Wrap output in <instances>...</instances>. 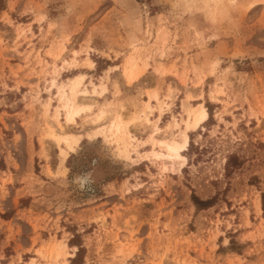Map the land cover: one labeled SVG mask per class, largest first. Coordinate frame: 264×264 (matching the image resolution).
<instances>
[{"label":"rangeland","instance_id":"rangeland-1","mask_svg":"<svg viewBox=\"0 0 264 264\" xmlns=\"http://www.w3.org/2000/svg\"><path fill=\"white\" fill-rule=\"evenodd\" d=\"M0 264H264V0H0Z\"/></svg>","mask_w":264,"mask_h":264},{"label":"bare ground","instance_id":"bare-ground-1","mask_svg":"<svg viewBox=\"0 0 264 264\" xmlns=\"http://www.w3.org/2000/svg\"><path fill=\"white\" fill-rule=\"evenodd\" d=\"M125 76H126L127 82H131L132 80H134L136 78L135 77L136 75L132 69H128L125 72ZM77 79L80 80V77H78ZM78 83H79V81H78ZM77 85L78 84H76L75 86L77 87ZM75 86H73V88L71 90V95H72L73 99H69V104L67 105V111H66V116H65L66 124L74 123L77 115H79V113L81 111H83V107L80 106V103L77 100V97L75 96V94H76ZM148 95H149L148 96L149 99L153 98V99L158 101L156 92L148 93ZM144 107H145V109L142 110V114L145 115L143 119L145 120L146 123L151 124L149 119L147 118V116L145 114V113H151L152 112L150 105H149V101L145 102ZM184 113H185V118L182 119L183 128H181L179 130V133L177 135L171 137V139H169V140L164 138V139H161V141H160L161 146L163 145L166 149V152H167L166 158H168L171 161V163L169 165H164V168L172 167L173 164H177L178 167H180L184 163L185 158L181 155V152L186 150V148L188 146V136L186 134V131L188 129L198 128L203 122L206 121V119L208 117L207 111L201 105L197 106L196 108L187 107L184 110ZM101 115H103V112ZM100 118L101 117L98 116L97 120H100ZM175 124H174V126H175ZM111 125L115 129L116 132H119L120 130H122V131L125 130V131L129 132V130L127 128V124L121 123L119 115L117 116L116 120H114L112 122ZM60 129H61V132L59 135H57L56 133H52L53 134L52 136L57 141H59V139H63L66 142L67 140L63 138L65 135H64V131H63L61 125H60ZM157 130H158V128L156 127L155 131H157ZM151 140H154L153 136H151ZM68 147L71 148V146H68Z\"/></svg>","mask_w":264,"mask_h":264}]
</instances>
